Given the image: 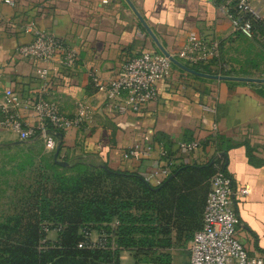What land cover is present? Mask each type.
<instances>
[{
  "label": "crops",
  "instance_id": "0c3cea01",
  "mask_svg": "<svg viewBox=\"0 0 264 264\" xmlns=\"http://www.w3.org/2000/svg\"><path fill=\"white\" fill-rule=\"evenodd\" d=\"M220 4V0H0V104L7 89L33 101L42 85L36 61L18 52L19 46L33 40L30 25L65 38L76 48L78 61L72 68L59 57L49 64L47 96L69 115L80 103H87L90 110L80 128H69L58 139L62 161L141 175L169 166L164 180L172 179L180 165H204L222 155L225 173L237 187L250 189L247 196H234L241 220L238 238L249 253L264 258V83L207 78L174 63L168 76L157 81L155 101L141 112H121L92 78L97 73L107 81L134 54L162 51L159 44L175 53L191 33L218 40L221 47L237 36L245 37L234 31ZM197 68L206 72L205 66ZM212 68L213 74H222ZM19 113L27 125H37L32 107L22 106ZM16 139L0 128V145ZM192 139L201 145L187 153L179 142ZM164 148L168 154L162 156ZM131 150L137 153L126 157ZM92 236L96 239L100 233ZM56 238L57 231L48 232L47 239ZM189 243L187 253L175 263L188 262Z\"/></svg>",
  "mask_w": 264,
  "mask_h": 264
},
{
  "label": "built area",
  "instance_id": "2783aa9c",
  "mask_svg": "<svg viewBox=\"0 0 264 264\" xmlns=\"http://www.w3.org/2000/svg\"><path fill=\"white\" fill-rule=\"evenodd\" d=\"M254 1L223 0L219 6L220 11L230 20L234 31L250 39L261 37L254 30L253 22L264 18ZM29 28L33 32V40L19 46L18 52L21 56L36 61L35 72L43 82L33 101L12 89L6 90L4 101L0 104L3 114L0 128L12 132L20 139L38 138L48 148L55 150L58 146L56 130L80 128L86 121L90 108L87 103H80L78 111L69 115L61 109L57 101L47 96L49 64L59 57L64 66L72 68L77 64L79 56L76 48L65 38L32 24ZM220 52L218 40H209L204 34L191 33L185 45L170 55L187 65L215 64L221 68L215 63ZM173 64L170 56L162 51H142L134 54L107 81H101L97 73H92V78L104 90L106 99L112 101L119 111L141 112L158 98L156 83L168 76ZM22 106L33 108L38 118L37 125L29 126L24 122L19 113ZM50 127L55 131L51 132ZM179 145L189 153L197 149L201 141L181 140ZM136 153V150H131L125 156ZM161 154L165 156L168 151L161 149ZM170 172L169 166H165L142 176L149 183L159 185L163 181L162 175ZM249 193L248 187H237L232 176L220 168L217 170L211 179L203 212V225L190 240L188 262L180 264H264V258L249 253L238 238L241 220L234 205V196H247ZM59 229L55 228L57 232ZM45 230L50 231L48 226ZM46 240L47 238L41 241L40 249L45 248ZM79 247L115 249L116 245L114 241L109 243L108 234L105 232L100 233L96 239L92 232H85V239L79 243Z\"/></svg>",
  "mask_w": 264,
  "mask_h": 264
},
{
  "label": "trees",
  "instance_id": "16d2710c",
  "mask_svg": "<svg viewBox=\"0 0 264 264\" xmlns=\"http://www.w3.org/2000/svg\"><path fill=\"white\" fill-rule=\"evenodd\" d=\"M253 23L254 30L262 36L264 18ZM210 67L220 70L211 64L205 65L204 71L212 73ZM63 133L56 130L58 139ZM71 167L77 172L70 181L72 191L83 194L86 190L89 194H83L86 198L74 215L50 214L44 210V225L60 228L57 238L47 239L45 248L38 251L36 245H41L48 233L45 229L41 233L29 232L28 239L22 240L12 252L14 264H123L121 253L126 250L133 252L135 264H169L164 260L166 256L160 254V247L168 245L161 235L173 232L177 237L191 240L203 225L211 187L209 180L219 168L226 172L222 155L204 165H180L172 179L167 177L159 185L149 183L138 172L113 170L82 161L72 163ZM102 183L110 184V190H92ZM91 231L107 233L109 243L114 241L116 248L79 247L85 232Z\"/></svg>",
  "mask_w": 264,
  "mask_h": 264
},
{
  "label": "rangeland",
  "instance_id": "374dc122",
  "mask_svg": "<svg viewBox=\"0 0 264 264\" xmlns=\"http://www.w3.org/2000/svg\"><path fill=\"white\" fill-rule=\"evenodd\" d=\"M257 3L264 9V0ZM215 63L220 65L219 73L222 74L264 78V34L253 39L237 36L221 47ZM59 161L62 159H55V150L38 138L17 137L11 144L0 145V227L3 226L0 228V264H14L12 252L16 246L29 232L41 233L46 228L42 218L44 210L50 214L74 215L86 198L83 194H89L86 190L83 194L72 191L70 181L77 172L69 164L65 169L60 168ZM108 189L110 184L102 183L92 190L104 192ZM193 219L194 223L197 217ZM49 230L55 229L49 227ZM161 236L168 245L160 247V254L166 256L164 260L169 264H177V258L187 253L188 240L173 232ZM36 247L40 251V243ZM121 255L125 256L121 258L123 264L136 263L133 252L126 250Z\"/></svg>",
  "mask_w": 264,
  "mask_h": 264
},
{
  "label": "water",
  "instance_id": "95a60500",
  "mask_svg": "<svg viewBox=\"0 0 264 264\" xmlns=\"http://www.w3.org/2000/svg\"><path fill=\"white\" fill-rule=\"evenodd\" d=\"M138 16L143 21L144 25L147 27V29L149 30V32L152 34V36L154 37V39L156 40V42H158L157 39H156V37L154 36L153 32L151 31V29L149 28V26L146 24V22L143 20V18L141 17V15L139 13H138ZM159 46H160L162 52H164L166 55L170 56V58L173 61V63L179 65L180 67H182L186 71L191 72L193 74H197V75H200V76H203V77H207V78H214V79H228V80H239V81H247V82L264 83V78L249 77V76L226 75V74H213V73H206V72H202V71L196 70V69H194V68L186 65L185 63L181 62L177 58L171 56L170 53L167 50H165L162 47L161 44H159ZM61 136H62V134H61ZM59 154H60V146H58L57 149H56V151H55V159L58 160ZM59 162L62 165H68L69 164L66 161H59ZM171 177H170V179H171Z\"/></svg>",
  "mask_w": 264,
  "mask_h": 264
}]
</instances>
